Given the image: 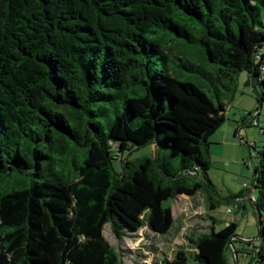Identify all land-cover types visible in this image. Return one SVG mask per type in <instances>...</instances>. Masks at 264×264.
<instances>
[{"label":"trees","instance_id":"16d2710c","mask_svg":"<svg viewBox=\"0 0 264 264\" xmlns=\"http://www.w3.org/2000/svg\"><path fill=\"white\" fill-rule=\"evenodd\" d=\"M242 71L258 115L264 0H0V264H123L105 225L160 236L182 220L178 195L215 208L209 138ZM257 157L250 264H264V143ZM230 198L238 211L250 197ZM234 219L149 251L156 264H229Z\"/></svg>","mask_w":264,"mask_h":264},{"label":"rangeland","instance_id":"374dc122","mask_svg":"<svg viewBox=\"0 0 264 264\" xmlns=\"http://www.w3.org/2000/svg\"><path fill=\"white\" fill-rule=\"evenodd\" d=\"M247 73H238L233 92L226 104V121L209 138L208 154L210 169L208 178L215 186L219 199L215 208L206 209L201 193L193 197L178 195L170 203L174 219H182L172 224L171 235L157 236L149 227H144L138 232L128 233L125 237L117 239L108 225L103 228L105 240L121 255L123 264H156L159 259L149 251V246H155L158 252L169 255L177 245L183 244L185 235L189 232H203L207 234L213 229L221 230L235 218V243L234 249L228 252L229 264H250V251L259 241L249 243L257 232V216L252 206V201L258 198V193L251 187L252 170L258 163L257 153L262 150L264 143V104L255 115L258 104L255 100V92L251 85H246ZM256 122V125L253 123ZM263 132H262V131ZM151 146V147H150ZM131 152L126 151L124 158H137L145 155H154L155 146L150 145ZM160 159L169 163L172 167L179 165L178 160L169 157L168 148L161 145ZM114 166L119 163L114 161ZM201 178V172L198 170ZM249 199H243L244 208L236 211L234 203L238 199L230 198L239 193ZM248 192V193H247ZM230 200V202H228ZM228 209L231 211L228 213ZM162 237H167L165 241ZM243 249L245 251H243ZM236 251V253H235ZM173 253V252H172Z\"/></svg>","mask_w":264,"mask_h":264},{"label":"water","instance_id":"95a60500","mask_svg":"<svg viewBox=\"0 0 264 264\" xmlns=\"http://www.w3.org/2000/svg\"><path fill=\"white\" fill-rule=\"evenodd\" d=\"M259 228H260V222L258 221V223H257V232H256V236H255L252 240H248V241L254 242V241L257 240L258 235H259Z\"/></svg>","mask_w":264,"mask_h":264}]
</instances>
